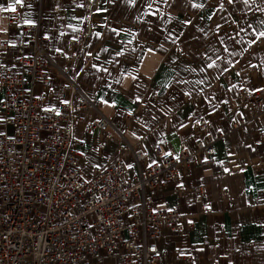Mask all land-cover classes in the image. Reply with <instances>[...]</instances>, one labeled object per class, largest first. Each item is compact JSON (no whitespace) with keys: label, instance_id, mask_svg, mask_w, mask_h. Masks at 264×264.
Returning a JSON list of instances; mask_svg holds the SVG:
<instances>
[{"label":"crops","instance_id":"0c3cea01","mask_svg":"<svg viewBox=\"0 0 264 264\" xmlns=\"http://www.w3.org/2000/svg\"><path fill=\"white\" fill-rule=\"evenodd\" d=\"M10 3L0 0V8ZM261 9L264 0H21L13 26L0 11V74L2 66H16L17 57L3 50L1 40L12 44L20 24L38 23L50 38L49 54L63 53L44 66L51 85H35L33 93L56 107L83 92L106 108L112 139L74 123V134L85 141L78 160L85 178L121 155L118 131L147 154L138 163L123 154L132 172L155 159L157 145L175 150L184 142L194 153L190 164L179 165L174 181L155 189L153 205L175 208L191 223L178 232L160 228L154 239L159 264H184L174 260L175 248L192 255L193 264H264V97L254 114L241 94L264 87ZM80 29L92 54L87 64L66 49ZM64 68L78 89L67 88ZM80 116L92 119L99 111L88 106ZM198 119L206 120L205 129L193 125ZM206 133L220 134L209 164L196 147ZM200 187L204 193L196 200Z\"/></svg>","mask_w":264,"mask_h":264},{"label":"built area","instance_id":"2783aa9c","mask_svg":"<svg viewBox=\"0 0 264 264\" xmlns=\"http://www.w3.org/2000/svg\"><path fill=\"white\" fill-rule=\"evenodd\" d=\"M4 14L8 26H13L15 11ZM19 28L20 34L12 44L1 40L3 50H13L17 57L16 66L4 65L0 74V110L4 113L0 120L4 126L0 132V264H159L154 239L160 228L178 232L191 223H185V216L175 208L153 205L155 189L174 181L179 165L190 164L194 153L184 142L175 150L157 145L155 159L132 172L123 154L131 153L136 163L147 154L132 147L118 131L114 141L121 155L96 166L85 178L78 163L79 149L85 141L74 134V123L82 121L84 131L99 130L106 139H112L106 108L101 100L83 92L73 101L45 106L33 87L51 85L44 66L63 52L49 54L50 38L40 32L38 23H23ZM1 34L6 36L8 32ZM86 39L87 32L80 29L66 47L84 64L92 58L85 51ZM70 58L66 56L65 60ZM61 74L67 88L78 89L69 80L67 68ZM241 94L257 114L264 87L253 92L243 88ZM88 106L96 108L99 116L84 120L80 112ZM244 121L239 115L238 124ZM193 125L205 129L207 122L198 119ZM219 137L206 133L196 142L197 150L206 155L203 164L212 162L213 143ZM203 193L200 187L195 199ZM173 258L184 264L194 263L192 255L177 248L173 249Z\"/></svg>","mask_w":264,"mask_h":264},{"label":"snow or ice","instance_id":"6c2138e0","mask_svg":"<svg viewBox=\"0 0 264 264\" xmlns=\"http://www.w3.org/2000/svg\"><path fill=\"white\" fill-rule=\"evenodd\" d=\"M229 2H232V0H229ZM247 2H248V0H245V3H247ZM19 3H21V0H14V3H10L7 8H0V11H8V10L14 11L15 10L14 5L19 4ZM261 10H264V9H261ZM262 23H264V22H262ZM259 37H264V31H261L259 33ZM211 66L212 65H209V67H211Z\"/></svg>","mask_w":264,"mask_h":264}]
</instances>
